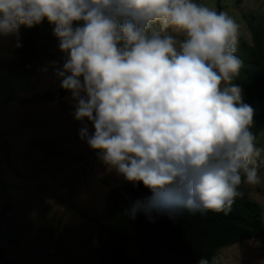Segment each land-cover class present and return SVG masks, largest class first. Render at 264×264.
<instances>
[{
    "label": "clouds",
    "instance_id": "1",
    "mask_svg": "<svg viewBox=\"0 0 264 264\" xmlns=\"http://www.w3.org/2000/svg\"><path fill=\"white\" fill-rule=\"evenodd\" d=\"M45 19L64 54L55 74L80 139L152 193L133 202L132 218L227 215L242 183H260L250 166L262 151L249 130L253 109L232 84L240 25L226 11L196 0H0V38Z\"/></svg>",
    "mask_w": 264,
    "mask_h": 264
},
{
    "label": "rangeland",
    "instance_id": "2",
    "mask_svg": "<svg viewBox=\"0 0 264 264\" xmlns=\"http://www.w3.org/2000/svg\"><path fill=\"white\" fill-rule=\"evenodd\" d=\"M199 4L226 11L240 25L238 36L248 43L252 38L242 11L264 15V0H199ZM154 28L159 30V24ZM166 34L182 39L171 29ZM19 43L20 30L18 39L0 38V84ZM41 43L47 49L27 90L0 92V248L13 264H95L100 245L114 239L108 231L109 192L125 179L80 139L82 125L72 115L71 97L37 101L61 84L55 73L62 69L64 55L58 39ZM252 133L262 151L250 166L257 167L261 180L243 186L264 216V126ZM12 237L20 246L9 244L7 238ZM120 244L128 255L139 256L130 233ZM220 259L222 264H264V239L225 246Z\"/></svg>",
    "mask_w": 264,
    "mask_h": 264
},
{
    "label": "trees",
    "instance_id": "3",
    "mask_svg": "<svg viewBox=\"0 0 264 264\" xmlns=\"http://www.w3.org/2000/svg\"><path fill=\"white\" fill-rule=\"evenodd\" d=\"M199 3V0H196ZM242 15L251 33V43L238 36L235 55L242 61L239 75L233 78L232 84L241 89L242 102L253 109V120L249 126L252 132L264 126V15L253 12ZM55 25L46 19L39 25L28 28L20 27V43L15 58L9 67L0 92L10 93L18 89L26 91L35 77L42 61V53L57 40L53 34ZM53 101L51 94L43 95L42 101ZM242 183L230 212L198 210L195 213L185 211L175 220L167 215L153 213L155 222L141 212L135 218L130 214L133 202L152 196L142 182L133 184L124 180L108 195V215L111 229L108 230L114 239L100 245L96 251L95 264H198L207 260L208 264H222L220 250L229 245L246 240L264 239V216L261 206L251 199ZM159 202L169 203L161 194ZM130 233L133 243L139 247V256L126 253L120 244ZM9 244L20 246V242L7 238ZM0 264H13L5 251L0 248Z\"/></svg>",
    "mask_w": 264,
    "mask_h": 264
},
{
    "label": "built area",
    "instance_id": "4",
    "mask_svg": "<svg viewBox=\"0 0 264 264\" xmlns=\"http://www.w3.org/2000/svg\"><path fill=\"white\" fill-rule=\"evenodd\" d=\"M51 97L53 98V101H61L65 98L71 97V93L63 88H61L60 84L57 85L52 91H51Z\"/></svg>",
    "mask_w": 264,
    "mask_h": 264
}]
</instances>
